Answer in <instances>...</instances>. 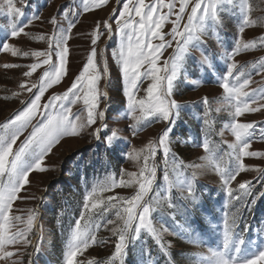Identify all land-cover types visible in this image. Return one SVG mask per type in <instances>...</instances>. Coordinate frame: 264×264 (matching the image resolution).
<instances>
[{"label": "snow or ice", "instance_id": "1", "mask_svg": "<svg viewBox=\"0 0 264 264\" xmlns=\"http://www.w3.org/2000/svg\"><path fill=\"white\" fill-rule=\"evenodd\" d=\"M191 0H154L151 4H146L145 0H124L122 8L119 10L117 23L125 20L120 31L127 38V44L122 43L119 51H113V57L121 69V78L123 82V94L126 97V113L133 120L129 126L132 134L135 136L144 127L150 125L154 118L157 122H164L165 129L159 135V138L150 141L142 149L122 150L125 158L139 160L140 154L143 155V164L139 172L128 173L127 175L134 179L126 180L124 178V169H121L119 179L115 176H109L107 180L93 187L85 197L84 208L88 209V200L98 194L112 191L117 187H129L136 184L137 190L130 197L108 196L109 202L104 204L105 198H99L96 203L91 205L92 208H99L101 204L104 207L98 214L89 216L85 219L84 212H81L76 219L74 227L70 231V236L64 253L63 264H78L77 255L82 254L93 244L97 243L96 232L101 227L112 225L109 231L116 238L114 241V252L106 264H123L124 257L127 254L129 243L136 240L143 232H146L155 239L161 251L167 252L166 245L161 243L163 235L160 229L167 231L160 224L159 228L153 221L152 212L155 210L152 203L146 200V196L153 192V185L156 179L155 156L158 150L163 151L165 165V181H169V169L175 168L176 157L171 152L170 136L174 131V126L180 115L182 107L173 99L176 81L180 75V66L185 59V54L199 42L201 36L207 35L209 29L213 33L222 27L223 20L221 12L228 11L230 8H239L242 14V20L239 24L238 35L233 43L231 51L224 49L222 41H218L221 48V56L224 61L225 70L216 83L225 93L222 107H227L232 116L230 128L234 135L235 141L230 145L231 151L227 153L229 159L233 161V166H221L215 164V170L221 177L222 188L229 198V203L238 201L243 204H254L256 200L264 196V192L258 195L254 194V185L251 180L232 186L241 172L248 171L249 168L244 163L245 157H254L264 159V152L249 151L252 143L256 139L264 140V129H261V135L256 136L257 125L255 122L242 123L239 118L246 113L258 112L264 109V87L253 88L251 92L246 91L250 84L253 83L252 73L248 72L244 66H238L235 57L242 52L259 46L264 47V37L257 40L244 41L240 34L244 33L247 27L253 26L256 21L250 18L251 6L248 0H195V3L189 5ZM107 0H83V11L87 12L97 6L104 5ZM179 3V8L176 4ZM25 0H0V12H6L13 18L11 30L3 37H0V52L9 53L12 57H31L34 62L27 64L24 77H31L38 69L45 67L37 83H32L29 87L26 82L20 84L22 90L26 89L32 92L33 88L37 92L33 95L30 104L22 111L18 112L11 120L3 125L5 133L0 135V260H8L15 255L9 251V246L22 245L27 248L31 243L29 234L32 231L36 214L31 212L28 215L26 226L19 228L17 225L23 222L21 216H10L13 211V203L18 199L19 193L24 186L29 183V174L33 170L43 171L41 163L45 155L51 150L52 146L63 136L78 135L79 131L85 127H91L99 119L101 126L96 128L92 135L105 144L106 151H115L119 147L115 141L120 140L119 129H108L106 114L99 109L100 98L108 99L107 91L100 88V81L109 73L106 63L103 64L102 71L96 62L97 51L93 47L87 62L82 70L72 81L71 86L62 95H53L44 105L40 104L41 98L47 89L60 83L68 74V40L74 27V23L69 21L68 27L65 28L62 22L53 16L48 21L53 26L52 34H41L35 39L44 41L47 44L45 50H23L10 40L16 39L23 34L30 37L25 29L34 21L40 20L39 14L27 18L23 23H19L20 18L25 16L23 6ZM19 5V6H18ZM229 8H225V6ZM163 9H167L164 12ZM187 13V23H183ZM61 15L64 20H68L70 15L77 16L78 12L73 11L69 6ZM115 15V11L113 13ZM139 17V20L133 19ZM175 16L172 20L173 28L169 35L176 44L174 55L169 60H165L162 65H158L159 58L163 55L166 48L171 47L172 43L166 41L161 34V28L170 17ZM183 23V28L181 24ZM104 27L111 32L110 25L104 23ZM100 22L96 23V30L91 33L93 39L92 45H96L99 36L103 32L99 31ZM130 30L131 34L124 30ZM32 38V37H30ZM153 39H158L159 44H153ZM133 40L135 43H133ZM55 57V59H53ZM5 69L20 67L15 63H4ZM143 69V71H141ZM264 72V62L256 71L257 75ZM145 80L151 81L147 88H142ZM107 83V81H105ZM143 91L144 96L140 97L139 93ZM83 100L84 112L73 114L71 105L77 101ZM23 103V101H21ZM204 103H207L205 98ZM51 110V111H49ZM220 109H217L219 111ZM37 112L43 115V121L39 126H34L31 134L21 144L19 149L13 152V145L18 136L31 123ZM79 122V123H77ZM207 124V120L203 121ZM104 132L103 137L100 133ZM222 135V133H221ZM207 153H212L214 149L209 142L204 140L200 145ZM151 161V163H150ZM257 179L264 181V169H255ZM195 176V173L193 174ZM176 186L181 192H187L186 199L196 200L195 189L190 180L178 179ZM173 187L169 181V190ZM251 197V201L248 198ZM117 201L118 203H113ZM164 201L155 200L156 206H160ZM119 205V206H118ZM169 208L174 207L173 203L167 201ZM115 208V219L105 218L104 213L108 209ZM239 209L237 208V212ZM103 219V223L100 220ZM84 220V224H81ZM238 227V217L235 213L231 214L224 220L222 247L220 250H209V255L204 258L201 264H264V247L258 249H242L246 244L244 231L240 233L235 230ZM16 229L13 231V229ZM107 240L99 243L106 244ZM200 237L197 236L190 240L192 244H199ZM251 243L255 244V241ZM39 243L35 250L39 251ZM146 258H151L150 252L144 253ZM18 264V262H13ZM82 264V262H79ZM153 264L155 261L153 260Z\"/></svg>", "mask_w": 264, "mask_h": 264}, {"label": "rangeland", "instance_id": "2", "mask_svg": "<svg viewBox=\"0 0 264 264\" xmlns=\"http://www.w3.org/2000/svg\"><path fill=\"white\" fill-rule=\"evenodd\" d=\"M123 2L124 0H107L106 4L84 12L83 0H25L23 6L25 16L20 18L19 23H23L34 14H39L41 19L34 21L25 29V32L29 33L32 38L21 34L20 37L9 41L21 47L23 50H45L47 48V44L44 41L35 39V37L41 34H52L53 26L48 21L53 16H56L65 28L68 27L69 21H72L75 25L72 27L67 45L69 48L68 74L60 83L46 90L44 96L41 98L40 104L44 105L51 96L62 95L67 91L72 81L87 62L93 47H95L98 67L102 71L103 64L106 63L109 69L108 75L100 81V88L107 91L108 99L100 98L98 110L105 111V122L108 125V129H119L121 139L115 141L119 145L117 150L106 151L104 142L102 140L98 141L92 135L95 129L101 126L102 122L98 119L96 124L80 130L78 135L63 136L52 146L41 163V167L44 170H33L30 172L28 177L29 183L18 194L19 197H24V199L18 198L13 203V211L9 214L10 216H21L23 218V222L17 225L19 228L26 226L27 217L31 212L36 214L32 231L29 234L32 243L27 248L22 245L9 246L8 250L14 252L15 255L8 260H0V264H13V262H18V264H50L48 260L42 257V254L44 251L48 252L52 250L54 240L51 236L41 235V230L44 225V222L41 220L43 218L41 205L51 203L50 198L54 191H58L60 197V193L64 190H72L70 182L74 176L79 177L80 175V177H86L88 175L87 177H90L93 175L92 179L96 181L94 185L84 190L85 196L82 200L83 209H85L84 203L87 193L93 187L107 180L109 176H115L116 179H119L121 169H124V178L126 180L134 179L127 174L139 172V168L143 164L144 153L140 154L139 160H134L132 158H125L122 155V150H131L133 148L139 150L144 148L150 141L157 140L166 127L164 122H157L154 118H149L151 120L150 125L144 127L135 136L129 128L134 122L126 113V97L123 94L124 86L121 78V69L113 57L114 50L118 52L122 43L127 44V38L120 29L128 17L120 20L119 24L117 23L119 10L122 8ZM153 2L154 0H145L146 4ZM194 3L195 0H191L188 11H190ZM248 3L251 6L250 18L256 21V23L253 26L247 27L244 33L240 35L244 41L257 40L258 42V38L264 37V0H248ZM69 6L72 7L73 11L78 12L79 15L78 17L70 15L68 20H64L61 13ZM176 8H179V3L176 4ZM225 8H229V6L226 5ZM114 11L115 15H113ZM163 11L167 12V9H163ZM133 19L139 20V17L133 16ZM174 19L175 16L170 17L161 28V34L164 36V39L172 43V46L164 50L163 55L159 58L158 65H162L165 60H169L170 62V57L174 55L176 44L169 35L173 28L171 21ZM221 19L223 20V25L216 33H213L209 29L208 34L201 36L200 41L195 42L194 46L185 54L172 98L182 107L193 105L201 106L208 116L210 123L217 117L223 118L224 122L219 125L217 135L229 153L231 151L230 145L234 143L235 138L230 128L225 127V125L231 124L232 116L227 107H222L225 93L216 83L217 79L223 75L225 70L224 61L221 56L223 49L218 41L223 42L224 49L231 51L238 35L242 14L238 7L230 8L228 11L221 12ZM97 21L100 22L99 31L103 32V35L99 36L96 45H92L91 41L93 37L91 33L96 30ZM12 22L13 18L11 16L6 12H0V37H3L11 30ZM105 22L110 25V33L104 27ZM183 23H187V13L185 14ZM183 23L181 24V28H183ZM124 31L131 34L128 29ZM152 42L154 45L160 43L158 39H153ZM133 43H135L134 40ZM186 61L196 62L197 70L192 73L189 72L186 69ZM235 61L238 66H244L248 72L252 73L253 83L245 89L246 91L251 92L253 88L264 87V72H261L260 75L256 74V71L260 68V64L264 62V47L259 46V43H257L256 48L237 55ZM32 62L34 60L31 57H12L9 53L0 52V135L5 133L3 125L11 120L18 112L24 110L30 104L33 95L37 92L36 88H33L32 92L20 88L22 82H26L29 87L32 83H37L38 85L39 78L45 67H47H41L31 77H24L23 72L27 70L25 66ZM4 63H15L20 65V67L5 69L3 67ZM212 63L215 64V68L212 67ZM150 82L149 80H145L142 88H147ZM186 86L189 87V90L184 92L183 89ZM178 87H181L182 90L178 89ZM139 96L143 97L144 92L141 91ZM205 98H207L206 104L204 103ZM217 109L220 110L217 111ZM71 110L73 114L84 112L83 100L81 99L71 105ZM84 115L86 116V112H84ZM42 121L43 115L37 112L31 123L18 136L13 145V152L19 149L21 144L33 131V127L39 126V123ZM239 121L242 123L255 122L257 125L256 136L259 137L261 135L260 130L264 129V109L254 113H246L239 118ZM100 135L103 137L104 132L102 131ZM172 141L171 148L174 145H179L182 148L181 154L183 156L181 158L183 162L176 160L175 168L169 169V181L173 184V187L169 190V181H165L164 179L165 165L163 163V151H157L155 163L158 167L153 185L154 190L145 198L152 203L153 207L156 206V199L165 201L171 190L177 191L180 196L187 195V192L182 193L180 188L176 186L178 179L190 180L192 183L199 181L220 188L222 185L221 177L215 170V164L217 163L222 167L224 166L221 159L214 161L212 154L205 152L202 147H197L194 143H191V140H180L178 144H176L177 140ZM185 146L187 148L186 150ZM249 151L264 152V140H254ZM244 163L249 170L241 172L236 180L232 181L233 187H237L241 182L253 180L258 175L255 169H262L264 167V159L262 158L245 157ZM99 173L101 174L99 175ZM194 173L195 176H193ZM101 175L105 176V178H99ZM84 186L85 184L81 183V187ZM137 187L136 184H133L129 187H117L112 191L104 192L102 195L98 194L88 200L89 207L85 211H87L89 216L98 214L100 209L104 207V204L109 203L106 197H130L134 195ZM153 193L154 196L152 198ZM99 198H105L104 204H101L99 208H92L91 205L96 203ZM113 203L118 202L113 201ZM115 211V208L108 209L104 213V217L112 214L109 217L115 219ZM44 218L48 219L47 216H44ZM87 218L85 217V219ZM153 221L158 228L162 224L167 229L166 232L160 229L163 235L161 243L166 245L167 252L161 251L155 239L150 234L148 235L142 231L136 240L129 243L131 253L129 255L126 254L123 264H153V260L155 264L160 262H162L161 264H171L174 255L180 264H201L204 258L209 255L210 249L220 250L222 247L223 230L221 228L224 222L223 216L219 219L220 227L215 226V224H209L206 229L199 230L198 233L191 232L190 228H184L182 224H173L171 226L173 228H171L159 220ZM81 223L83 225L84 220ZM205 224H208V221ZM111 227L113 226L108 225L107 227H101L97 231L98 235L96 237L98 242L86 249L82 254L78 253V264L79 262H82V264H106V262H109L114 252V241L116 239L109 231ZM15 230L14 228L13 231ZM69 236L67 237L66 245ZM197 236L200 237L201 242L199 244L190 243V240ZM37 237H40L39 240H36ZM143 237H147V239L143 240ZM102 240H107L108 242L106 244L99 243ZM253 241H255V244L252 243L254 247L250 248L249 245H246L242 249H258L264 247V241L260 242L257 239ZM249 242L252 241L250 240ZM38 243L40 247L39 251H36L35 246ZM151 249L154 252L151 253ZM65 251L66 248L64 253ZM146 251L150 252L151 258L145 257L144 253ZM63 259L64 254L58 264H63Z\"/></svg>", "mask_w": 264, "mask_h": 264}, {"label": "trees", "instance_id": "3", "mask_svg": "<svg viewBox=\"0 0 264 264\" xmlns=\"http://www.w3.org/2000/svg\"><path fill=\"white\" fill-rule=\"evenodd\" d=\"M186 67L191 73L197 70L196 62L194 61H186ZM212 67L215 68V64L212 63ZM188 86L184 87V92L189 90ZM178 89L182 90L181 87H178ZM207 119L208 116L205 114L204 109L199 105L181 107L177 124L170 136L171 142H173L172 140H177L176 144H178L180 140H191V143L200 147L199 145L204 138V140L209 142L210 146L214 149V151L210 153L213 156V160L216 161V159H221L224 166L232 167L233 161L229 159L227 155L228 151L217 135L218 127L224 122V119L217 117L212 123ZM205 120H207V124L203 123ZM181 149L182 148H180L179 145H174L171 148V152L175 155L177 161L183 162L181 158V156H183L181 154ZM186 149L185 146V150ZM262 169H264V167ZM100 174L101 173H99V175ZM87 176L88 175H86V177H80L79 175V177H72L70 182L72 190H64L60 193V197L59 192L54 191L51 194V203L43 204V206L41 205L43 213V218L41 220L44 222L41 235L51 236L54 240V244H52L51 248L52 250H49L48 252L44 251L42 254V257L45 260H48L50 264H58L60 262L66 248L67 237L69 236L71 229L74 227L76 219L80 217L81 212H84L85 217H89L87 211L83 209L82 200L85 196L84 190L90 188V186L94 185L96 181L92 179L93 175L90 177ZM99 178H105V176L101 175ZM251 181L254 185V194L258 195L260 192H264V181L258 180L257 177ZM81 183H84L85 186L81 187ZM192 185L195 189V201L186 199L185 197H187V195L180 196L177 191L171 190L164 203L160 206L154 207L155 210L151 214L153 220H159L161 223L169 227L173 224H182L184 228H190L191 232L198 233L199 230L206 229L209 224H215V226L220 227L219 219L222 216L225 220L226 217L235 213L238 217V227L235 231L240 233L247 227V231H244L246 244L243 245L242 248L246 245H249L250 248L254 247V245L249 242L250 240L253 241L254 239H257L260 242L264 241V196L259 197L254 204H243L238 201H232L229 203V198L224 192L222 185L220 188L199 181H195ZM153 196L154 193L152 198ZM251 199V197L248 198L249 201H251ZM169 200L173 203L174 207L169 208L167 206V201ZM237 208L239 209L238 212ZM96 214L90 216L95 218ZM109 215H106L105 218H110ZM44 216H47L48 219L44 218ZM82 221L83 220H81V222ZM206 221H208V224H205ZM100 223H103V219L100 220ZM223 227L221 230H223ZM97 235L96 232V236ZM146 239L147 237H143V240ZM152 250L153 249L150 250L151 253L154 252ZM126 251L127 255H129L131 253V248L128 246ZM174 262L175 264H180L175 255L172 257L171 264ZM161 263L162 262L158 264Z\"/></svg>", "mask_w": 264, "mask_h": 264}, {"label": "water", "instance_id": "4", "mask_svg": "<svg viewBox=\"0 0 264 264\" xmlns=\"http://www.w3.org/2000/svg\"><path fill=\"white\" fill-rule=\"evenodd\" d=\"M38 239V237L36 238V240Z\"/></svg>", "mask_w": 264, "mask_h": 264}]
</instances>
